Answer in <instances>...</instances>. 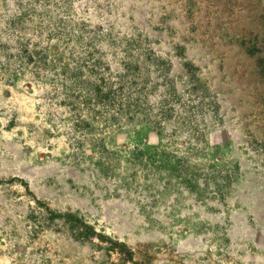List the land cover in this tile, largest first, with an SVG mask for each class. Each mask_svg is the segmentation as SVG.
Returning <instances> with one entry per match:
<instances>
[{
	"label": "rangeland",
	"instance_id": "1",
	"mask_svg": "<svg viewBox=\"0 0 264 264\" xmlns=\"http://www.w3.org/2000/svg\"><path fill=\"white\" fill-rule=\"evenodd\" d=\"M81 224L264 264V0H0V264H130Z\"/></svg>",
	"mask_w": 264,
	"mask_h": 264
},
{
	"label": "trees",
	"instance_id": "2",
	"mask_svg": "<svg viewBox=\"0 0 264 264\" xmlns=\"http://www.w3.org/2000/svg\"><path fill=\"white\" fill-rule=\"evenodd\" d=\"M81 227L83 228V230L81 232H76L77 235L73 236V238L77 241H79L82 244H88L91 247H97L99 249H103L106 250L108 252V257L109 256V252H116L118 254H120L123 259L122 261H124L125 263H130V264H137L136 262H134L133 260V254L129 251V252H123L122 248H125V246L123 244H117L118 246H111L108 248H102L101 245H98L94 242V239L98 240L99 242H104L103 241V237L100 236L99 234H97L94 229L90 226H87L86 224H81ZM119 247V248H118Z\"/></svg>",
	"mask_w": 264,
	"mask_h": 264
}]
</instances>
